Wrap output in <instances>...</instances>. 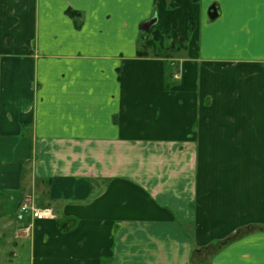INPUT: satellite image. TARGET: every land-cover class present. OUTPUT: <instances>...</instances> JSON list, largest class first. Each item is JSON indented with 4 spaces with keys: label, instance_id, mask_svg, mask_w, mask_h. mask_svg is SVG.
Returning a JSON list of instances; mask_svg holds the SVG:
<instances>
[{
    "label": "crops",
    "instance_id": "1",
    "mask_svg": "<svg viewBox=\"0 0 264 264\" xmlns=\"http://www.w3.org/2000/svg\"><path fill=\"white\" fill-rule=\"evenodd\" d=\"M0 217V264H264V0H0Z\"/></svg>",
    "mask_w": 264,
    "mask_h": 264
},
{
    "label": "trees",
    "instance_id": "2",
    "mask_svg": "<svg viewBox=\"0 0 264 264\" xmlns=\"http://www.w3.org/2000/svg\"><path fill=\"white\" fill-rule=\"evenodd\" d=\"M198 1V0H195ZM171 6H176V3L171 1ZM69 12L72 15H78L79 12L69 10ZM155 25L150 28L148 32L143 31V38H142V44L137 50L138 56H147L150 53H153L155 56H171L172 53L175 52H181L187 49L188 47V40H176L172 39L169 33V29H166L165 32L161 33L158 30H155ZM193 26L192 22L189 24V30L192 31ZM152 52H151V51ZM227 241V240H226ZM223 241L221 245H218L217 247L213 248H205V249H199L196 250L193 253V261L194 259H200L203 256V251L207 250V255L211 256L213 253H215L223 244Z\"/></svg>",
    "mask_w": 264,
    "mask_h": 264
},
{
    "label": "built area",
    "instance_id": "3",
    "mask_svg": "<svg viewBox=\"0 0 264 264\" xmlns=\"http://www.w3.org/2000/svg\"><path fill=\"white\" fill-rule=\"evenodd\" d=\"M54 216V210L51 206H38L30 197L21 201L16 209V217L20 221H25L26 218L42 220L45 218H52Z\"/></svg>",
    "mask_w": 264,
    "mask_h": 264
},
{
    "label": "water",
    "instance_id": "4",
    "mask_svg": "<svg viewBox=\"0 0 264 264\" xmlns=\"http://www.w3.org/2000/svg\"><path fill=\"white\" fill-rule=\"evenodd\" d=\"M220 15V8L219 6L217 5V3H214L210 8H209V12H208V16L211 18V19H215L217 18L218 16ZM158 21V17L157 15L151 17L150 19L144 21L142 24H141V28L143 30H145L146 32H148L150 30V28L152 26H154Z\"/></svg>",
    "mask_w": 264,
    "mask_h": 264
},
{
    "label": "rangeland",
    "instance_id": "5",
    "mask_svg": "<svg viewBox=\"0 0 264 264\" xmlns=\"http://www.w3.org/2000/svg\"><path fill=\"white\" fill-rule=\"evenodd\" d=\"M112 9H114L111 13L113 14V18L114 19H118V21H120L119 19H122V18H125L124 16H126V13L125 12H127V7L125 6V5H123V7H121L120 9H118V8H113L112 7ZM208 12H209V10H208ZM117 21V22H118ZM151 51V50H150ZM152 52V51H151ZM182 55H184V54H182ZM2 216V215H1ZM3 219L0 217V221H2ZM207 258H209L208 257V255H207V252H206V254H204L203 256H202V258H201V260L200 259H194V261H193V264H206V262L204 261V259H207Z\"/></svg>",
    "mask_w": 264,
    "mask_h": 264
}]
</instances>
